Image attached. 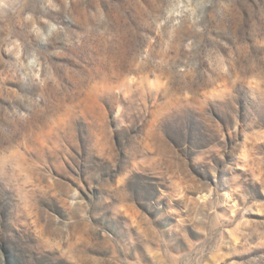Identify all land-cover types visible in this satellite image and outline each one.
Segmentation results:
<instances>
[{
  "label": "rangeland",
  "instance_id": "1",
  "mask_svg": "<svg viewBox=\"0 0 264 264\" xmlns=\"http://www.w3.org/2000/svg\"><path fill=\"white\" fill-rule=\"evenodd\" d=\"M0 264H264V0H0Z\"/></svg>",
  "mask_w": 264,
  "mask_h": 264
}]
</instances>
